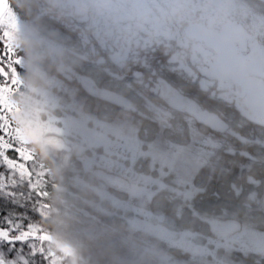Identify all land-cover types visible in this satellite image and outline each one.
<instances>
[{"label":"flooded vegetation","instance_id":"1","mask_svg":"<svg viewBox=\"0 0 264 264\" xmlns=\"http://www.w3.org/2000/svg\"><path fill=\"white\" fill-rule=\"evenodd\" d=\"M0 9L10 11L16 25L14 31L7 25L0 28L12 32L11 44L21 60V86L15 94L20 115L14 120L22 128L28 121L39 133L30 145L36 156L32 170L34 180L47 173L46 215L49 175L55 171L61 184L68 176H81L95 199L111 194L125 207L130 238L172 239L179 248L195 238L214 252L216 241L219 255L228 250L264 264V232L246 233L237 214L209 219L215 208L240 207L243 201L264 215V125L245 117L235 85L222 78L213 54L187 40L181 29L183 23L196 32L232 28L231 51L242 60L235 71L264 87V0H5ZM4 51L0 44V54ZM161 81L215 119L195 120L171 107L162 96ZM205 81L211 94L206 99L200 95ZM213 95L230 100L229 120L213 111L224 108L214 105ZM185 144L186 160L179 158ZM179 169L191 171L186 185L172 183ZM95 170L125 179L128 192L111 190L93 176ZM154 172L157 184L165 177L163 184L172 188L176 202L196 211L181 232H173L149 209L152 205L164 213L168 207L166 193L148 182ZM13 180L7 185L15 195L3 199L0 214L8 212V217L0 215V227H9L4 219L22 228L34 222L52 240L67 238L62 232L54 235L46 216L35 215V202L25 193L26 178ZM44 184L39 178L37 188ZM155 189L159 194L151 203ZM80 214L96 218L89 209ZM225 220H236L240 231L225 237L219 229ZM209 222L217 225L211 228ZM52 240L43 244L46 255ZM29 243L41 247L39 241ZM57 246L82 261L78 249ZM4 248L0 245V252ZM16 249L17 259L32 256L28 244ZM207 264L214 263L207 259Z\"/></svg>","mask_w":264,"mask_h":264},{"label":"rangeland","instance_id":"2","mask_svg":"<svg viewBox=\"0 0 264 264\" xmlns=\"http://www.w3.org/2000/svg\"><path fill=\"white\" fill-rule=\"evenodd\" d=\"M207 83L205 81V84L201 86L202 91L200 95L204 99L211 96ZM212 98L214 105L219 104L224 107L222 109L215 107L213 111L222 120H229L233 113V105L229 103L230 100H218L216 95H213ZM190 133L189 131L187 135H190ZM181 152L179 158L183 157L186 160L188 152L186 144L183 146ZM92 160L100 162L99 159L92 158ZM162 167V164L160 166L157 165V172ZM160 174L158 173V175ZM156 175L157 173L154 172L152 176L148 177V182H150V186L157 187L161 192L166 193L165 196L163 195V201L168 202V207L162 209L165 210L164 213L156 207L153 208L152 205L151 207L149 206V209L155 214H160L164 224L173 232H181L190 226L188 222L190 221V217L196 215V211L192 207L176 202V195L174 192H171L172 188L166 186V183L163 184L165 177H160L161 181L157 184L159 176ZM190 175L191 171L189 169H179L176 177H173V185H186ZM58 177L55 171L49 175V198L53 203L49 202L48 215H46L48 208H43V217L45 218L46 216L49 219V229H52L54 235L62 232L68 236L67 238L58 236V239L52 240L49 254L54 255H50L49 260L50 262H54V264H207V259H212L214 264H219V261L222 264H254L252 263L254 257L247 256L245 259L242 256L236 255L233 251L226 250L224 254L219 255L216 251V241L214 243V252V247L212 249V247L207 246L206 242L202 243L199 239L195 238L190 239L187 245L182 248H179L172 239L146 241L130 238L127 234L130 226L125 207L120 206L119 201L114 195L107 194V196H104L102 194L100 195L102 199L96 200L92 206L91 202L87 200L88 195L84 187V178L81 176H68L67 179L73 181H64L61 185ZM33 178L34 176L32 177L33 186L36 188L39 184V178L45 179L43 175H36L35 180ZM14 182L13 176L9 175V172H3V175L0 176V207L3 199L6 201L9 194L12 193L7 184H13ZM25 190L26 196L35 202L36 207L44 204L40 203L39 199L35 196V192L31 191L29 186L26 185ZM98 194H100V191ZM158 194V190L155 189L150 196L151 203L157 198ZM72 202L78 203L73 207L74 210L70 209ZM88 206L90 209H94H91V211L95 213L96 218L93 219L80 215L79 211L82 209L86 210ZM254 210L247 201H243L240 207L215 208L214 218L209 217V219H216V217L223 214L235 217L237 214L244 219V230L246 233L250 234L254 232L255 235L262 236L264 232V215L263 213L256 214ZM208 224L212 228V226L215 227L217 225V222L214 224L209 222ZM257 227H260L262 230L260 231ZM114 231H117L118 234L114 233ZM203 235L206 238L205 232H203ZM196 241L199 243V246L192 244V242ZM61 243L78 249V252L81 253L82 261H80L78 256H72L70 253L66 254L61 251V248L57 246ZM174 252L177 253L175 254ZM23 258L27 259L28 264H45V260H39L38 257L23 256ZM263 258L261 257V263H264ZM215 259H218L217 262L214 261ZM256 261L260 264L258 259ZM209 263L211 262L209 261Z\"/></svg>","mask_w":264,"mask_h":264},{"label":"snow or ice","instance_id":"3","mask_svg":"<svg viewBox=\"0 0 264 264\" xmlns=\"http://www.w3.org/2000/svg\"><path fill=\"white\" fill-rule=\"evenodd\" d=\"M5 0H0L3 4ZM7 25L12 31L16 25L13 23V17L9 12L0 9V28ZM14 39L11 31H0V44H3L5 51L0 54V170H7L13 177L19 176L21 179L26 178L31 191L42 201L47 197L46 177L47 173H43L45 184L41 188L33 186L32 176L34 175L32 165L36 161V156L31 150V140L36 139L39 135L36 128L28 121L22 128L15 123L14 117L20 115L19 105L15 103V94L18 92L21 82L19 80V68L21 60L16 57L14 47L11 41ZM31 138V139H30ZM3 172L0 171V176ZM15 195L14 193H10ZM42 207H48L47 204L37 206L34 209L37 217H43ZM4 218L8 217V212H4ZM9 227H0V245L5 246L4 251L0 252V264H28L26 258L17 259L16 245L28 244L32 249L33 257L43 256L45 264H54L50 262L49 256L54 254H45L44 243L51 242L52 238L44 233L34 222L22 228L20 223L12 224L9 219H4ZM15 233V235H13ZM29 241H39L41 247L37 249L34 244ZM22 250V249H21ZM66 254L70 250L61 248Z\"/></svg>","mask_w":264,"mask_h":264},{"label":"water","instance_id":"4","mask_svg":"<svg viewBox=\"0 0 264 264\" xmlns=\"http://www.w3.org/2000/svg\"><path fill=\"white\" fill-rule=\"evenodd\" d=\"M181 29L189 41H199L205 48L214 53V60L222 77L226 81L235 84L238 104L245 111L246 116L264 124V87L248 82L235 71L240 62L242 63V60L238 53L231 51L234 45L232 41L235 37L233 29L230 28L220 33L206 32L204 30L196 32L197 29L195 27L186 23L181 24ZM195 34H201L202 36H196ZM162 94L173 108L188 113L201 121L208 119L206 113L202 112L194 102L180 96L163 82ZM49 142H51L50 139ZM95 175L104 177L105 183L116 190L123 193L128 190L125 180L103 176L104 174L100 171H96ZM219 227L226 236L240 229L239 223L233 220L223 221L219 224Z\"/></svg>","mask_w":264,"mask_h":264}]
</instances>
